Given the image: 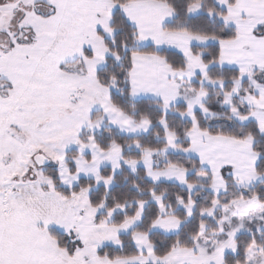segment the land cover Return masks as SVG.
I'll use <instances>...</instances> for the list:
<instances>
[{"label":"snow or ice","instance_id":"obj_1","mask_svg":"<svg viewBox=\"0 0 264 264\" xmlns=\"http://www.w3.org/2000/svg\"><path fill=\"white\" fill-rule=\"evenodd\" d=\"M0 264H264V0H0Z\"/></svg>","mask_w":264,"mask_h":264}]
</instances>
